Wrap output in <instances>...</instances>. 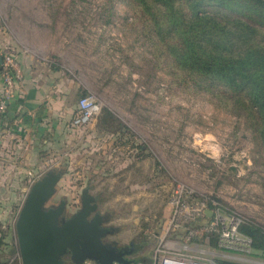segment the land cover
Listing matches in <instances>:
<instances>
[{
  "label": "rangeland",
  "instance_id": "rangeland-1",
  "mask_svg": "<svg viewBox=\"0 0 264 264\" xmlns=\"http://www.w3.org/2000/svg\"><path fill=\"white\" fill-rule=\"evenodd\" d=\"M0 26L62 65L102 106L98 118L70 126L72 136L41 156L38 178L51 168L65 171L49 204L64 199L70 216L83 188L100 194L101 209L113 212L114 240L132 243L135 261H149L177 185L210 194L241 220L264 227V149L227 97L197 90L158 53L128 3L0 0ZM0 199V233L11 244L0 264H21L17 214L7 211L13 198Z\"/></svg>",
  "mask_w": 264,
  "mask_h": 264
},
{
  "label": "trees",
  "instance_id": "trees-1",
  "mask_svg": "<svg viewBox=\"0 0 264 264\" xmlns=\"http://www.w3.org/2000/svg\"><path fill=\"white\" fill-rule=\"evenodd\" d=\"M120 1L134 9L155 49L177 73L197 90L227 97L231 111L243 117L264 149V0ZM113 128L118 132L120 124ZM239 230L251 239L252 255L264 258V227L243 221ZM7 238L0 233V263L10 251Z\"/></svg>",
  "mask_w": 264,
  "mask_h": 264
},
{
  "label": "crops",
  "instance_id": "crops-1",
  "mask_svg": "<svg viewBox=\"0 0 264 264\" xmlns=\"http://www.w3.org/2000/svg\"><path fill=\"white\" fill-rule=\"evenodd\" d=\"M5 52L14 53L22 78L4 108L0 79V198H13L6 200L7 211L17 214L29 188L26 182L38 176L43 153L72 136L70 120L85 88L62 65L39 57L0 26V56Z\"/></svg>",
  "mask_w": 264,
  "mask_h": 264
},
{
  "label": "built area",
  "instance_id": "built-area-1",
  "mask_svg": "<svg viewBox=\"0 0 264 264\" xmlns=\"http://www.w3.org/2000/svg\"><path fill=\"white\" fill-rule=\"evenodd\" d=\"M1 57V107L4 108L5 103L14 98L22 73L11 52H5ZM101 107L93 94L81 96L70 126L88 125L98 118ZM36 179L38 176L32 182ZM206 210L211 214L206 215ZM242 222L210 194H197L182 184L177 185L169 198V212L155 236L149 261L129 264H221V261L264 264V258L251 259L252 241L240 232ZM16 252L20 261L17 249ZM83 264L95 263L86 260Z\"/></svg>",
  "mask_w": 264,
  "mask_h": 264
},
{
  "label": "water",
  "instance_id": "water-1",
  "mask_svg": "<svg viewBox=\"0 0 264 264\" xmlns=\"http://www.w3.org/2000/svg\"><path fill=\"white\" fill-rule=\"evenodd\" d=\"M64 172L51 168L28 188L14 222L20 263L69 264L63 259L65 255H69L71 264L86 260L95 264L136 263L130 258L132 245L127 249L118 248L116 241L103 242L109 228L103 226L104 216L96 211L95 197L88 187L81 190L79 209L68 217L64 199L58 205L49 204ZM205 214L210 215V210Z\"/></svg>",
  "mask_w": 264,
  "mask_h": 264
},
{
  "label": "flooded vegetation",
  "instance_id": "flooded-vegetation-1",
  "mask_svg": "<svg viewBox=\"0 0 264 264\" xmlns=\"http://www.w3.org/2000/svg\"><path fill=\"white\" fill-rule=\"evenodd\" d=\"M93 196L95 197V203L97 204L96 211H98L101 215L104 216L105 223L103 224V226L108 227V228H109V232H110L108 235H106V236L103 238V242H104V243H110V242H112V241H116V240H114L113 236L118 232V230H117V228H116L115 226H113V225L111 224V221L113 220V212H111L109 209H106V208H104L103 210L101 209V205L103 206V204H104V202H105V200H104L105 198H104V197H101L100 194H95V195H93ZM61 200H62V199H60L59 202H60ZM59 202L55 203V205H58ZM67 207H68V206H67V204H66V208H67ZM77 209H79V207H78ZM77 209H75V211H76ZM75 211H74V212H75ZM74 212H73V213H74ZM92 215H93V213H92ZM92 215H91V216H92ZM66 217H68V216H66ZM116 243H117V247H118V248H127V249H129V248H131V245L133 246L132 243H130V244L127 245V246H120V245L118 244L117 241H116ZM133 253H134V246H133V252H132V254H133ZM132 254H131V255H132ZM131 255H130V256H131ZM63 259H64V261H65L66 263L71 264V261H70L69 255H65V256L63 257Z\"/></svg>",
  "mask_w": 264,
  "mask_h": 264
}]
</instances>
